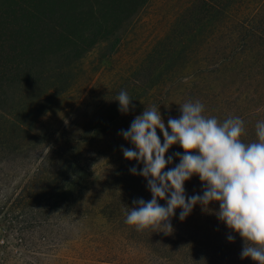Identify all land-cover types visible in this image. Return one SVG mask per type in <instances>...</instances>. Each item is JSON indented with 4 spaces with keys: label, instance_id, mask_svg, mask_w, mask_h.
I'll return each instance as SVG.
<instances>
[{
    "label": "trees",
    "instance_id": "trees-1",
    "mask_svg": "<svg viewBox=\"0 0 264 264\" xmlns=\"http://www.w3.org/2000/svg\"><path fill=\"white\" fill-rule=\"evenodd\" d=\"M149 1L0 0V156L29 150L39 141L37 125L78 83V63L97 45L114 38ZM255 52H264V0H192L116 86L118 92L128 93L135 108L154 99L173 79L184 77L182 73L191 66L198 65L210 75L253 58ZM260 92L253 89L251 99L247 97L250 101L241 108H231L226 98L219 103L218 122L239 117L245 129L241 139L246 143L255 139L256 122L264 120V102H255L263 98ZM115 96L95 122L89 119L76 126L67 153L50 149L25 184L1 198L0 205L14 204L37 219L86 196L93 164L87 153L108 149L107 125L125 116L117 111ZM177 162L174 158L171 166ZM114 175L104 181H114L119 194L108 197L98 214L126 231L134 247L135 254L128 256L132 264H254L239 257L243 242L238 235L227 241L228 230L214 215L215 203L205 211L194 206L183 221L173 215L171 232L159 227L136 231L126 225L127 207L137 198L149 200L150 193L145 180L128 169ZM184 189L187 195L200 193L198 177L186 181Z\"/></svg>",
    "mask_w": 264,
    "mask_h": 264
},
{
    "label": "rangeland",
    "instance_id": "rangeland-1",
    "mask_svg": "<svg viewBox=\"0 0 264 264\" xmlns=\"http://www.w3.org/2000/svg\"><path fill=\"white\" fill-rule=\"evenodd\" d=\"M191 1L150 0L114 38L97 45L78 63V83L40 119L39 141L29 150L0 156V199L22 187L50 149L67 153L76 126L89 119L95 122L106 113L105 103L108 106L109 99L117 95L116 84L142 62ZM253 56L210 75L198 65L191 66L182 73L184 77L157 91L154 99L139 103L120 122L109 123L108 149L87 153L93 163L88 173L89 190L75 203L61 205L50 216L37 219L14 204L0 205V264H132L128 256L135 254L134 247L126 231L98 214L108 197L119 194L115 190L118 185L105 178H113L116 171L129 169L134 162L122 157L121 146L130 145L118 131L127 129L134 116L153 105L165 124L169 117L179 116V106L185 102L199 101L202 114L216 119L219 103L225 98L231 108L243 107L253 89L264 93V52ZM261 97V101L255 100L257 104L264 102V95ZM208 101L212 103L209 106ZM176 150L180 148L173 145L168 152ZM103 183L111 187H103Z\"/></svg>",
    "mask_w": 264,
    "mask_h": 264
},
{
    "label": "clouds",
    "instance_id": "clouds-1",
    "mask_svg": "<svg viewBox=\"0 0 264 264\" xmlns=\"http://www.w3.org/2000/svg\"><path fill=\"white\" fill-rule=\"evenodd\" d=\"M114 101L122 115L134 108L124 90ZM178 110L179 116L169 117L165 124L157 106L144 107L127 129L117 133L130 145L121 146L122 157L136 162L129 174L143 178L150 193L147 201H132L124 223L136 231L159 227L171 232L173 215L183 221L194 206L205 211L215 203L214 215L228 230L227 241L232 242L235 234L243 242L239 257L264 264V120L256 122L255 139L246 143L239 117L218 122L202 114L199 101L185 102ZM173 145L181 151L166 157ZM174 158L178 162L171 166ZM193 176L198 177L201 191L187 195L184 183Z\"/></svg>",
    "mask_w": 264,
    "mask_h": 264
}]
</instances>
